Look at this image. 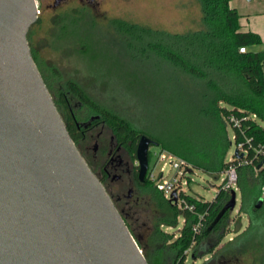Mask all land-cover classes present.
<instances>
[{"label":"trees","instance_id":"1","mask_svg":"<svg viewBox=\"0 0 264 264\" xmlns=\"http://www.w3.org/2000/svg\"><path fill=\"white\" fill-rule=\"evenodd\" d=\"M196 1L201 8V25L185 33L143 28L121 20L111 22L115 34L126 46L141 43L142 52L146 50L148 55L160 57L178 74L181 95L177 106L160 118L167 128L164 131L147 127L145 116L129 117L98 104L79 82L63 80L55 68L47 76L33 52L32 55L52 96L64 97L68 93L74 96L100 114L113 132L125 143L131 142L134 149L141 136L147 135L162 150L184 160L193 172L201 170L219 175L230 166H236L241 192L240 213L251 220L253 229H263L264 198L261 207L257 204L262 198L264 168L258 173L255 171L263 157L255 160L254 166H238L228 158L232 145L229 127L234 130L235 143L242 140L241 131H244L255 146L264 144V128L259 124L264 123V51L251 50L263 41L255 32L241 31V14L232 5L235 0ZM82 21L78 12L59 15L55 21L59 31L56 40L80 42L79 53L94 63L100 52L95 50L97 42L91 33L81 37ZM145 40L146 49L143 48ZM244 47L247 51L242 53L240 49ZM135 90V84H130L128 98L133 99L139 111L145 100ZM231 117L240 122L241 129L235 127ZM67 129L76 140L71 124ZM148 185L147 196L156 210L149 234L137 232L135 219L124 220L149 264H185L192 247L213 235L219 234L218 239L221 238L230 211L212 225L230 201L231 192L220 189L213 201L185 195L187 203L194 207V211H190L172 204L156 186ZM200 215H206V221L201 233L196 234L193 226ZM181 218L185 223L177 237L165 231L164 227L178 228Z\"/></svg>","mask_w":264,"mask_h":264},{"label":"water","instance_id":"2","mask_svg":"<svg viewBox=\"0 0 264 264\" xmlns=\"http://www.w3.org/2000/svg\"><path fill=\"white\" fill-rule=\"evenodd\" d=\"M37 6L0 0V264H149L80 154L35 62L28 33ZM151 145L157 142L142 135L140 180ZM263 165L264 158L257 168ZM231 196L212 226L235 209L236 190Z\"/></svg>","mask_w":264,"mask_h":264},{"label":"rangeland","instance_id":"3","mask_svg":"<svg viewBox=\"0 0 264 264\" xmlns=\"http://www.w3.org/2000/svg\"><path fill=\"white\" fill-rule=\"evenodd\" d=\"M37 4L40 6L39 19L29 30V45L47 76L55 68L63 80L73 79L79 82L98 104L111 107L129 117L145 116L147 127L157 131L167 130L160 118L178 104L181 94L177 72L160 57L148 55L146 50L142 52L141 43L126 46L124 40L115 34L111 22L121 20L143 28L171 33L189 32L201 25V8L196 0H95V8L82 15L80 25L81 37L91 33L97 42L95 50L100 55L94 63L91 58H84L79 53L80 42L56 40L59 31L55 21L62 13L49 12V0H37ZM232 5L234 7V3ZM146 43L145 40L144 49ZM132 83L135 84V91H139L145 100L139 111L135 109L133 99L128 98V87ZM77 111L81 118L89 114L85 108ZM259 124L264 128L263 122ZM108 127L107 125L105 129L107 133ZM228 134L232 142L228 152V158H231L236 150L234 130L231 127L228 128ZM161 150L158 146L150 147L151 167L157 162ZM191 173L189 179H184L186 194L213 201L226 176L223 173L214 175L201 170ZM173 174L174 171L167 164L165 175L171 179ZM236 193L237 205L230 211L229 220L221 230V238L218 239L219 234L213 235L192 247L187 253L185 264H264V228H252L251 220L240 213L239 188ZM155 215L156 210L146 197L135 219V228L139 234H149ZM184 223L185 220L181 218L178 228L164 229L177 237ZM216 241L218 243L214 248L219 246L218 253L211 258L210 246Z\"/></svg>","mask_w":264,"mask_h":264},{"label":"flooded vegetation","instance_id":"4","mask_svg":"<svg viewBox=\"0 0 264 264\" xmlns=\"http://www.w3.org/2000/svg\"><path fill=\"white\" fill-rule=\"evenodd\" d=\"M94 8L95 0H49L47 7L49 12H58V14H75L78 12L81 15L92 11ZM53 99L66 126L71 124L73 127L76 140L72 139L80 154L91 171L104 185L117 210L126 220L136 219L140 207L148 197L146 192L149 187L148 183L154 185L148 179L151 168L150 148L147 173L144 180H140V163L137 157L139 142L134 149L131 142L127 144L122 141L111 128L108 127L109 132L107 133L105 131L107 124L102 116L93 112L69 93L64 97L53 96ZM83 108L88 109L89 114L81 118L77 110ZM94 117L99 118L85 127ZM87 142L89 144H86ZM217 243L218 241L210 246L209 256L211 258L218 253L219 246L214 248Z\"/></svg>","mask_w":264,"mask_h":264},{"label":"built area","instance_id":"5","mask_svg":"<svg viewBox=\"0 0 264 264\" xmlns=\"http://www.w3.org/2000/svg\"><path fill=\"white\" fill-rule=\"evenodd\" d=\"M240 51L245 53L247 48H241ZM230 121L235 125V127L241 129L240 122L237 119L231 117ZM241 138L242 140L236 143V150H238L239 155H243V157L242 159H238L234 153L230 158V161L234 160L237 162L238 166H254L255 160L259 159L260 157L264 158V144L255 146L253 141L246 136L244 131H241ZM252 157H254V159ZM167 164L170 169L174 171L171 179L165 175V166ZM263 168L264 165L261 169ZM191 169V166L188 165L184 160L173 156L171 153L165 150H161L158 155L157 162L150 168L148 179L158 188V190L164 194L166 199L169 201L172 200L174 198L173 194L176 193V205H178L181 209L194 211V207L189 205L184 197L187 195L184 191V179L190 178V175L192 174L190 172ZM261 169L256 167V173H258ZM222 173L226 176V179L223 181L220 189L229 192L232 190H237L238 173L236 166L232 165ZM261 196L264 198V185L262 187ZM205 221L206 215H200L193 226V231L196 234L201 233Z\"/></svg>","mask_w":264,"mask_h":264},{"label":"crops","instance_id":"6","mask_svg":"<svg viewBox=\"0 0 264 264\" xmlns=\"http://www.w3.org/2000/svg\"><path fill=\"white\" fill-rule=\"evenodd\" d=\"M233 3L241 14V31H252L262 38V45L254 46L251 50L264 51V0H235ZM254 4L260 7H255Z\"/></svg>","mask_w":264,"mask_h":264}]
</instances>
